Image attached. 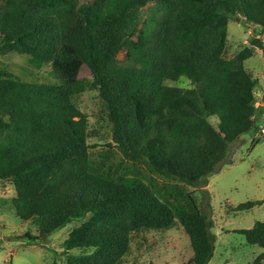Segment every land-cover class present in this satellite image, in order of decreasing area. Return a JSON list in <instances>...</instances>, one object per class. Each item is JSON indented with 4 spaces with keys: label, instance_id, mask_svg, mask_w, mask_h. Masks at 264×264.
I'll use <instances>...</instances> for the list:
<instances>
[{
    "label": "trees",
    "instance_id": "16d2710c",
    "mask_svg": "<svg viewBox=\"0 0 264 264\" xmlns=\"http://www.w3.org/2000/svg\"><path fill=\"white\" fill-rule=\"evenodd\" d=\"M239 17L264 32V0H0V55H26L56 79L24 81L0 64V181L14 188L16 216L37 227L30 242L82 223L64 243L66 254L80 251L66 263L118 264L131 234L179 220L188 264H210L213 225L184 185L206 188L255 127L259 82L246 62L264 44L226 57ZM181 80L189 86L169 85ZM87 91L111 130L99 158L77 104ZM236 233L264 250V221ZM251 264H264V252Z\"/></svg>",
    "mask_w": 264,
    "mask_h": 264
},
{
    "label": "rangeland",
    "instance_id": "374dc122",
    "mask_svg": "<svg viewBox=\"0 0 264 264\" xmlns=\"http://www.w3.org/2000/svg\"><path fill=\"white\" fill-rule=\"evenodd\" d=\"M228 31L225 55L229 59L244 47H252L253 40H261L264 44V32L247 25L241 17L230 22ZM255 53L246 62L247 69L259 82L255 91L254 129L232 146V164L224 165L219 173L211 176L206 188L184 185L213 225L212 233L216 236V244L210 264H251L264 252L258 246L249 245L244 236L236 233L237 230L252 229L256 222L264 221V204L248 212L234 211L241 204L264 201V54L257 48ZM124 56L121 53L119 59L123 60ZM0 64L8 66L11 72L24 81H56L50 66L36 71L30 66L26 55H0ZM80 78L89 83L92 81L91 72L86 66L83 67ZM169 85L187 87L189 82L181 80ZM77 104L88 116L90 128L97 133L96 138L90 140V145H96L97 148L90 152L93 158H99L101 154L107 153L111 130L107 121L102 118L98 93L85 92L78 98ZM116 155L120 161L121 155ZM157 180L162 185L167 183L159 178ZM14 196L13 186L0 181V264H67L69 257L80 253L75 250L66 254L64 243L82 223L73 222L41 241L30 242L27 235L39 236L37 227L22 222L16 216L10 204ZM192 255L190 239L179 220H176L173 226L164 230H140L131 234L129 249L118 264H188Z\"/></svg>",
    "mask_w": 264,
    "mask_h": 264
}]
</instances>
